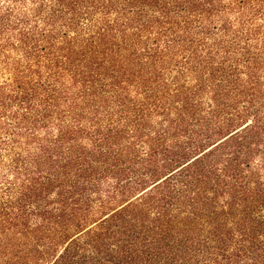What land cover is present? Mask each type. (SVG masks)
<instances>
[{"label":"trees","instance_id":"16d2710c","mask_svg":"<svg viewBox=\"0 0 264 264\" xmlns=\"http://www.w3.org/2000/svg\"><path fill=\"white\" fill-rule=\"evenodd\" d=\"M0 264H264V0H0Z\"/></svg>","mask_w":264,"mask_h":264}]
</instances>
